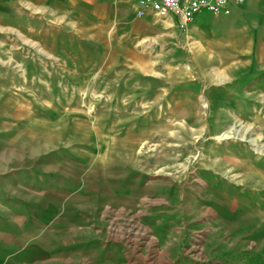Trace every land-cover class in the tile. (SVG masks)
I'll list each match as a JSON object with an SVG mask.
<instances>
[{
  "label": "rangeland",
  "instance_id": "rangeland-1",
  "mask_svg": "<svg viewBox=\"0 0 264 264\" xmlns=\"http://www.w3.org/2000/svg\"><path fill=\"white\" fill-rule=\"evenodd\" d=\"M107 1L0 0V174L28 164L37 199L91 214L97 251L59 264H120L97 241L121 264L264 259V77L192 27L210 11L182 28Z\"/></svg>",
  "mask_w": 264,
  "mask_h": 264
},
{
  "label": "crops",
  "instance_id": "crops-1",
  "mask_svg": "<svg viewBox=\"0 0 264 264\" xmlns=\"http://www.w3.org/2000/svg\"><path fill=\"white\" fill-rule=\"evenodd\" d=\"M102 1L108 3L107 0ZM114 7L117 9L118 5ZM192 27L198 32H210L212 36L216 32L220 35L215 36L217 39H223L224 35L229 47L241 46L242 53L249 55L246 71L255 78L264 77V0H244L231 13L210 19L207 30L197 24ZM31 169L32 166L28 167V164L18 166L15 162L13 169L0 174V264L68 263V256L78 253L80 246L86 248L94 244V239H90L88 234L85 240L79 241L75 228L79 224L78 217L85 218L91 214L78 216L85 210L77 209L70 203L69 198L75 195L67 196L64 191L56 194L58 191L54 188H49L47 194L37 199ZM6 185L9 187L4 188ZM19 189L26 190V193ZM61 220L68 223L61 227ZM95 243H98L103 256L121 264L119 249L111 245L105 252L108 243ZM219 249L216 248L212 254H222ZM90 250L89 255L97 251L94 247H90ZM225 260L221 264L264 263L263 258L248 252ZM172 262L174 264V259Z\"/></svg>",
  "mask_w": 264,
  "mask_h": 264
},
{
  "label": "built area",
  "instance_id": "built-area-1",
  "mask_svg": "<svg viewBox=\"0 0 264 264\" xmlns=\"http://www.w3.org/2000/svg\"><path fill=\"white\" fill-rule=\"evenodd\" d=\"M116 2L117 0H112ZM139 10L150 9L159 18H170L182 28L193 22L195 15L210 11L214 15L231 13L244 0H123Z\"/></svg>",
  "mask_w": 264,
  "mask_h": 264
}]
</instances>
